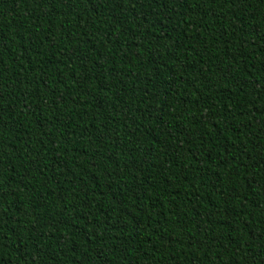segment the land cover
<instances>
[{
    "label": "trees",
    "instance_id": "obj_1",
    "mask_svg": "<svg viewBox=\"0 0 264 264\" xmlns=\"http://www.w3.org/2000/svg\"><path fill=\"white\" fill-rule=\"evenodd\" d=\"M0 264H264V0H0Z\"/></svg>",
    "mask_w": 264,
    "mask_h": 264
}]
</instances>
